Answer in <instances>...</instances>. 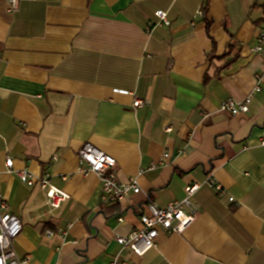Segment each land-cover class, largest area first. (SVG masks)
Segmentation results:
<instances>
[{
    "label": "crops",
    "instance_id": "obj_1",
    "mask_svg": "<svg viewBox=\"0 0 264 264\" xmlns=\"http://www.w3.org/2000/svg\"><path fill=\"white\" fill-rule=\"evenodd\" d=\"M8 6L0 0V196L23 224L17 256L29 264H264V57L251 52L264 0ZM158 10L170 26L156 25ZM249 96L246 113L220 111L224 100ZM85 143L115 157L119 180H137L140 193L103 204L99 178L78 162ZM8 158L36 183L7 172ZM46 175L66 196L58 207L40 187ZM209 175L224 193L206 184ZM192 184L199 212L183 233L161 229L141 257L116 242L141 226L148 198L163 208Z\"/></svg>",
    "mask_w": 264,
    "mask_h": 264
},
{
    "label": "built area",
    "instance_id": "obj_2",
    "mask_svg": "<svg viewBox=\"0 0 264 264\" xmlns=\"http://www.w3.org/2000/svg\"><path fill=\"white\" fill-rule=\"evenodd\" d=\"M20 1L7 0L8 11H15ZM155 15L158 18L156 25L170 26L166 12L158 10ZM198 15L202 16L203 12L199 11ZM154 26H148L147 32H150ZM251 52L264 57V24L259 28L256 42L251 48ZM250 99L251 97L249 96L241 103L233 99H226L221 103L220 111L232 115L246 113L249 109ZM141 104L142 101L137 99L133 105L138 107ZM166 131H170V128H166ZM163 156L165 158L168 157V153ZM77 157L82 172L95 173L99 178L101 183V202L103 204L118 203L133 194L140 193L141 190L137 180L120 181L117 175L116 158L100 150L95 145L91 143L83 144L77 152ZM53 159L56 160V158ZM5 169L7 172L15 174L20 181L29 186H33L38 179L27 169L14 170L11 158L5 161ZM39 184L47 192L51 206L58 207L59 203L66 198L59 190L50 186L48 175L40 178ZM206 184L219 194L224 193L222 186L211 175L208 176ZM198 188V184L186 186L184 199L172 201L163 208L159 207L153 199L148 198L145 210L139 216L141 226L132 230L126 236H118L116 242L133 255L141 257L149 250L157 247V239L161 229L168 234L183 233L197 218L199 209L192 200V196ZM22 230L23 224L20 218L8 211L7 202L0 196V264H29L28 258H19L13 249V242L20 236ZM46 234L49 237L54 236V233L50 230H47ZM61 234L63 236L66 232L62 231ZM110 264L132 263L128 260L121 261L115 258Z\"/></svg>",
    "mask_w": 264,
    "mask_h": 264
}]
</instances>
